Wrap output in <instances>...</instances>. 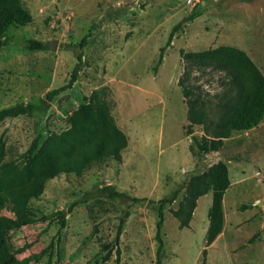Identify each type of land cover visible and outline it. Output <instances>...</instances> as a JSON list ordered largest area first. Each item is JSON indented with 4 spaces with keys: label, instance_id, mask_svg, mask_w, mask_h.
<instances>
[{
    "label": "rangeland",
    "instance_id": "374dc122",
    "mask_svg": "<svg viewBox=\"0 0 264 264\" xmlns=\"http://www.w3.org/2000/svg\"><path fill=\"white\" fill-rule=\"evenodd\" d=\"M21 1L33 21L7 30L0 50V111L41 106L48 92L69 82L78 63L80 72L74 86L46 103L44 111L0 122V167L20 164L52 134L68 131L74 114L85 119L93 94L108 101L129 144L120 161L109 159L80 177L48 181L43 196L30 202L38 219H48L10 235L17 262L156 264L160 201L179 191L164 208L162 264H264V117L252 130L234 133L218 152L192 154L184 87L211 105L210 119L219 126L225 106L235 105L241 91L230 72L182 54L236 47L264 75V0H196L194 5L188 0ZM188 18L193 19L157 67L173 28ZM28 40L43 42L48 50L28 51ZM193 131L199 139H211L202 126ZM251 144L253 153L245 158ZM218 163L226 164L230 178L225 225L204 259L213 193L197 201L189 228H181L174 213L189 198L191 180ZM106 188L126 197L110 199ZM2 199L0 215L13 216L9 200ZM103 247L110 253L108 262Z\"/></svg>",
    "mask_w": 264,
    "mask_h": 264
},
{
    "label": "trees",
    "instance_id": "16d2710c",
    "mask_svg": "<svg viewBox=\"0 0 264 264\" xmlns=\"http://www.w3.org/2000/svg\"><path fill=\"white\" fill-rule=\"evenodd\" d=\"M192 19L188 18L173 28L166 46L161 49L157 67L161 66L165 52L172 46L176 34L185 23ZM32 21L33 16L24 8L21 0H0V50L7 44L6 34L10 27H24ZM87 41L88 36L81 42V49L85 47ZM26 49L32 52L46 51L48 47L43 42L28 40ZM182 54L186 59L196 63L210 64L230 72L238 81L241 91V96L235 105L225 106V117L222 125L219 126L210 119L211 105L209 106L200 95H197L194 89L184 87V79L180 81V85L184 87L183 95L188 106L189 125L186 128V135L192 140L190 148L192 154L195 150L201 154L218 152L234 133L247 132L259 125L264 117V75L245 51L236 47L224 46L203 52L184 53L182 51ZM81 59L80 55L79 62ZM79 72L80 63L75 66L69 82L62 88L48 92L45 96V104L41 106L30 103L20 104L0 111V122L9 118L31 116L36 111H44L46 103H52L56 97L74 86ZM84 111L85 119L74 114L70 120L71 128L68 131L52 134L38 152L28 151L20 164L10 161L1 165L0 205L3 196L7 197L12 206L13 216L0 215V264H19L16 259L19 252L12 250L9 244L11 233L48 219H38L30 208L32 200L43 196L48 181L69 174L80 177L94 164L109 159L121 160L122 152L128 147L129 142L126 134L114 121L108 101L98 94H93ZM194 126H202L204 134L211 139H207L206 136L201 139L194 136ZM249 149L245 152V158H250L252 155L253 145ZM241 157L243 158L240 155L238 159ZM229 186L230 178L226 164H215L205 173L191 180L189 198L174 213L180 221L181 228H189L193 213L197 208V201L210 192L213 193V202L209 210L206 249L203 252L204 259L207 255V248L212 246L224 231V196ZM105 192L110 199L126 197L125 194L110 188H106ZM178 195L179 191H176L172 198L160 201L156 234L159 247L156 253V264H162L164 244L161 230L164 224V208L167 204H172ZM134 201L139 202L140 200L134 199ZM127 217L128 215H125L121 221L116 244L119 243L123 232V221ZM102 253H107L104 261L108 262L110 259L108 248L103 247Z\"/></svg>",
    "mask_w": 264,
    "mask_h": 264
},
{
    "label": "water",
    "instance_id": "95a60500",
    "mask_svg": "<svg viewBox=\"0 0 264 264\" xmlns=\"http://www.w3.org/2000/svg\"><path fill=\"white\" fill-rule=\"evenodd\" d=\"M49 49L51 50V51H56V45L54 44V43H51L50 45H49Z\"/></svg>",
    "mask_w": 264,
    "mask_h": 264
},
{
    "label": "built area",
    "instance_id": "2783aa9c",
    "mask_svg": "<svg viewBox=\"0 0 264 264\" xmlns=\"http://www.w3.org/2000/svg\"><path fill=\"white\" fill-rule=\"evenodd\" d=\"M195 2H196V0H188V4H189V5H194Z\"/></svg>",
    "mask_w": 264,
    "mask_h": 264
}]
</instances>
